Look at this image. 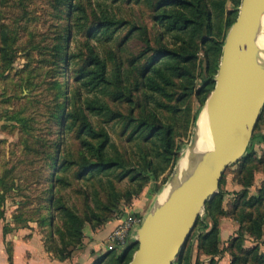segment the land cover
<instances>
[{
    "label": "rangeland",
    "instance_id": "rangeland-1",
    "mask_svg": "<svg viewBox=\"0 0 264 264\" xmlns=\"http://www.w3.org/2000/svg\"><path fill=\"white\" fill-rule=\"evenodd\" d=\"M90 2V0H0V176L5 177L7 186H13V189L6 191V200L2 207L6 218L17 214L19 210L33 218L40 217L48 195L45 192L47 186L45 179L49 172L46 166L47 155L56 149L55 138L65 131L62 149L66 151L70 149L76 157L78 156L80 141L77 137V128L72 130L62 128L64 123L68 125L71 122L66 117L68 112L76 110L83 100L99 98L118 114L150 116L157 113L164 123L174 128L176 143L181 149L172 172L170 174L169 171L166 172L157 182H148L143 191L130 203L122 205L121 211L138 214L142 222L174 177L178 163L195 134L197 120L194 122V116L200 106V100L196 93L182 98L184 93L180 86L171 89V101L161 98L170 104L169 108L164 109H159L154 101L146 102L145 94L139 89L134 91L131 89L135 96L133 104L128 103L127 98L122 100L115 98L114 92L119 91L117 84L104 92L79 89L80 85L75 78L80 68L86 65L91 47L96 46V51L108 58L112 75L116 63H121L124 79L121 85L127 84L125 85L127 91L130 89L127 86L134 88L140 78L142 66L147 56L151 54L148 48L161 46V28L153 19V0L152 3L151 0H107L117 17L129 21V24L116 32L114 38L108 42L106 37H99V34L94 37L89 35L94 25V6H91ZM81 6L85 8V12L79 9ZM232 9L235 7L229 0L227 10ZM135 25L140 26V29H134L129 33L130 28ZM222 28L227 34L229 30L225 28L224 21ZM6 45L9 46L7 59L12 58V64L3 57V48ZM136 58L140 60L133 67L132 60ZM200 87L202 82L201 78H198L196 88ZM78 89L81 96L76 93ZM205 104L200 107L198 116ZM60 105H65V109ZM262 114L263 117L254 132L255 138L252 139L246 154V156L251 154L252 162L245 168L241 167V160L231 165L222 179L217 194L225 195L224 207L228 212L239 201L241 207L237 212H241L246 220L243 225L237 221L239 228L236 236L241 235L244 238L243 250L233 249L238 256L237 264H261L257 257L258 254L264 253V226L261 238H257L250 230V219L264 216V163L261 162L264 158V110ZM91 119L96 127L107 130L121 153L132 154L143 146L140 140H128L132 127L126 128L127 120L124 117L111 119L110 113L91 114ZM77 170L75 166L67 173L72 183L60 189L62 202L83 218L93 216L97 220L95 214L102 212H105L106 216L107 212L102 209L104 206L102 203L106 202L110 191L107 177L100 176L101 180L97 177L96 181L94 179L78 181ZM119 174L120 171L111 175L116 189L125 191L134 188L128 179L119 181ZM167 174L168 180L163 184V178ZM252 175L254 176L252 186L245 188L244 182H249ZM22 205H25V209L21 208ZM54 214L53 226L45 224L40 228L50 241L51 247L61 248L60 234L59 232L53 234V231L66 232L67 225L60 211ZM119 217L116 216L114 219L119 220ZM201 218H207L206 210ZM92 224L87 221L85 228ZM201 232L202 227L198 221L180 258L192 250L194 259L195 257L199 258L198 260L205 259L197 249ZM236 236L229 239V244ZM135 240L130 239L124 247L119 246L110 250L104 247L98 251L97 256L109 250L103 255L105 259L102 264H111L114 256L135 251L138 246ZM222 248L228 251V246L223 245ZM256 248L259 252H255ZM180 258L175 264L179 263ZM233 259V255L230 254L229 264ZM203 264H208V261Z\"/></svg>",
    "mask_w": 264,
    "mask_h": 264
},
{
    "label": "trees",
    "instance_id": "trees-1",
    "mask_svg": "<svg viewBox=\"0 0 264 264\" xmlns=\"http://www.w3.org/2000/svg\"><path fill=\"white\" fill-rule=\"evenodd\" d=\"M91 6H94V25L89 31L92 37L99 34V37H106V41H111L116 32L129 24L128 20L117 17L112 10L111 4L107 0H90ZM116 1V0H115ZM229 0H151L154 10V21L161 28V46L157 48H148L151 54L147 56L145 64L142 66L140 78L136 81L135 87H129L127 91L123 82V71L121 63H116L114 75H112L107 57L96 51V46L90 48L91 53L85 66L80 68L76 76V81L80 88L88 91L104 92L110 86L117 84L119 91L114 92L115 98L124 99L128 103H135L134 90H141L145 94L146 102L154 101L159 109L169 108L170 104L161 100V98L172 100L171 89L180 86L184 96H190L196 93L200 100V106L195 113L194 122L197 120L200 107L205 104L210 93L215 87V77L218 74L223 45L226 35L222 28V21L226 29L236 21L239 11L238 7L242 0H231L235 9L227 10ZM78 9V8H76ZM85 12V8H79ZM134 29H140L135 25L130 28L129 33ZM128 33V35H129ZM128 37V36H127ZM8 45L3 48V57H8ZM203 55V56H202ZM112 57V56H111ZM116 58V56H114ZM114 57L112 59H114ZM140 60H132L133 67ZM9 64L13 59H7ZM135 61V62H134ZM134 62V63H133ZM201 78L202 87L196 88L197 79ZM77 90L79 96L81 91ZM133 91H132V90ZM185 98V97H184ZM61 106V105H60ZM65 109V105L61 106ZM111 114V119L119 116L127 120L126 128L132 127L129 141L140 140L143 146L139 151L135 150L132 154L121 153L115 145L109 133L104 128H98L91 119V114L104 115ZM263 115V114H262ZM56 117V116H55ZM67 119L70 123L63 124L62 130H72L77 128V137L79 138L78 156L68 149H62L64 132L58 135L54 140L56 147L52 153L47 155L46 166L49 169L45 182L47 186L45 192L47 197L44 209L41 210L39 218H33L26 215L22 210L13 214L12 227L10 223L4 225L5 234L10 233L15 228L28 227L29 222H37L40 227L45 224L53 226L55 223L56 211L62 213L67 225L66 232L60 230L53 231V234H60L61 248L51 247L50 241L46 237V243L49 249L57 253L61 259H67L72 252L82 247L85 237L84 228L87 221L91 222L93 230H96L114 219L121 216L122 205L130 203L135 196L140 194L145 185L150 181L157 182L166 172L170 174L179 157V150L174 136V128L170 124L163 122L157 113L150 116H135L118 114L110 105L99 98L82 101L80 106L71 112H68ZM261 116L260 119H262ZM255 135L253 136V139ZM139 145V144H138ZM141 145V144H140ZM251 154L241 159L240 165L245 168L252 162ZM264 163V158L262 161ZM233 165V164H232ZM77 166L76 177L78 181L94 179L100 176L107 177L110 186L108 199L102 203L105 212L96 213V220L93 216L83 218L79 216L72 208L62 202L60 189L69 186L72 180L67 173ZM229 169V168H228ZM119 174V181L128 179L134 188L121 191L114 186L112 174ZM163 178L162 183L167 182V177ZM224 178V177H223ZM254 176L249 182H244L245 188L252 186ZM0 221L5 220V212L2 210L6 200V191L13 189L12 185H6L4 176H0ZM160 187L158 186L157 190ZM225 195L219 194L206 205V219H200L202 232L198 240V251L202 255L210 258L208 264H219V257L226 252L221 248L219 240V220L224 216H230L241 225L246 222L240 210L241 204L237 201L231 211L224 207ZM253 205V204H252ZM21 207V206H20ZM25 209V205H22ZM250 230L257 238L263 235L264 216H256L250 219ZM242 227V226H241ZM48 240V241H47ZM54 241V240H53ZM244 238L236 236L228 245V251L234 259L231 264H237L238 256L234 248L243 250ZM138 248V246H137ZM137 250V249H136ZM135 250V251H136ZM134 250L128 254L114 256L111 264H129L135 253ZM259 252L256 248L255 252ZM257 257L261 264H264V253ZM193 251L189 250L178 264H203L204 261L193 257ZM105 256L97 260L95 264H102ZM203 261V263L201 262Z\"/></svg>",
    "mask_w": 264,
    "mask_h": 264
},
{
    "label": "water",
    "instance_id": "water-1",
    "mask_svg": "<svg viewBox=\"0 0 264 264\" xmlns=\"http://www.w3.org/2000/svg\"><path fill=\"white\" fill-rule=\"evenodd\" d=\"M263 14L264 0L241 1L238 17L225 38L215 87L204 106L212 148L195 152L198 139L194 134L189 147L195 162L179 181V161L171 180L177 184L167 200H158L145 216L129 264H175L207 202L218 194L226 171L248 153L264 110V66L256 58Z\"/></svg>",
    "mask_w": 264,
    "mask_h": 264
},
{
    "label": "crops",
    "instance_id": "crops-1",
    "mask_svg": "<svg viewBox=\"0 0 264 264\" xmlns=\"http://www.w3.org/2000/svg\"><path fill=\"white\" fill-rule=\"evenodd\" d=\"M6 223L15 227L12 215L0 221V264H95L100 257L109 252L110 249L97 256L99 250L108 247L107 239L117 226L118 219H113L96 230L87 225L82 247L75 249L67 259H61L56 252L49 249L45 233L37 222H29L28 227L15 228L5 234ZM238 225L230 216H224L219 220V240L222 246H228L229 239L236 236ZM203 256L204 262L210 260L208 256ZM229 258L230 254L227 251L219 257V264H229Z\"/></svg>",
    "mask_w": 264,
    "mask_h": 264
},
{
    "label": "bare ground",
    "instance_id": "bare-ground-1",
    "mask_svg": "<svg viewBox=\"0 0 264 264\" xmlns=\"http://www.w3.org/2000/svg\"><path fill=\"white\" fill-rule=\"evenodd\" d=\"M256 46H257V60L264 66V14L260 23L259 31L256 37ZM198 143L195 152L203 153L212 148V138L210 135V126H209V117L207 113V109L204 108L200 113V116L197 120L196 131ZM193 150L188 147L185 153L180 160V167H183V170L180 173L179 181L183 179L185 174L189 171L193 163L195 162V158H192ZM177 182L175 180L168 183L164 191L161 193L159 197V202L164 203L172 192L173 188Z\"/></svg>",
    "mask_w": 264,
    "mask_h": 264
},
{
    "label": "built area",
    "instance_id": "built-area-1",
    "mask_svg": "<svg viewBox=\"0 0 264 264\" xmlns=\"http://www.w3.org/2000/svg\"><path fill=\"white\" fill-rule=\"evenodd\" d=\"M203 216V213L201 217ZM141 216L131 212H124L118 220L117 226L109 234L107 245L109 249L124 247L130 239L137 238L138 228L141 226Z\"/></svg>",
    "mask_w": 264,
    "mask_h": 264
}]
</instances>
